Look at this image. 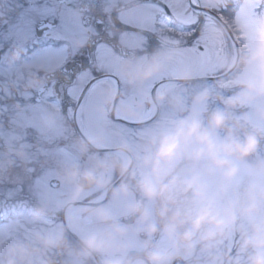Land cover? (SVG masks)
<instances>
[{"label": "clouds", "instance_id": "9594fccd", "mask_svg": "<svg viewBox=\"0 0 264 264\" xmlns=\"http://www.w3.org/2000/svg\"><path fill=\"white\" fill-rule=\"evenodd\" d=\"M228 2L221 0L223 7ZM239 2L242 7L264 4ZM185 3L191 15L192 5ZM239 15L225 18L215 34L220 42L230 36L241 44L221 64L229 78L219 86L235 89L223 107L209 110L212 94L207 89L195 93L190 104L170 90L158 91L145 97L140 109L152 113L151 121H131L141 125L134 146L122 140L110 159L83 171H65L62 179L71 186L73 203L96 192L109 195L128 202L123 218L132 221L121 223L103 209L89 213L103 231L81 239L74 253L78 259L99 256L103 264H264V16L254 24L253 40ZM19 59V52L12 53L9 66ZM170 59L153 54L137 68L133 81L143 84L161 75ZM39 83L29 78L26 87ZM166 102L169 114L158 116ZM113 176L120 181L115 187ZM130 235L139 241L135 249L127 243ZM37 245H10L0 264H51L42 257L64 249L60 236L38 238ZM132 251L138 255L130 256Z\"/></svg>", "mask_w": 264, "mask_h": 264}, {"label": "flooded vegetation", "instance_id": "af4514ba", "mask_svg": "<svg viewBox=\"0 0 264 264\" xmlns=\"http://www.w3.org/2000/svg\"><path fill=\"white\" fill-rule=\"evenodd\" d=\"M24 3L37 19L28 31L30 40L24 45H11L14 50L9 51V57L14 52L20 53L15 63L18 75L8 77V92L3 89L2 94L9 95L12 106H18L14 108L15 118L19 111L32 121L31 136L16 141L26 143V151L32 155L29 162L43 160L59 166L46 177L44 188L51 198L38 207L35 203L27 206V228L18 243L37 247L38 238L60 236L64 249L52 250L42 259L50 260L51 264H103L99 256L80 260L74 255L83 237L103 231V226L89 213L103 209L121 223L131 224L130 219L123 218L128 202L115 201L96 192L73 203L71 186L62 179L66 166L83 171L97 161L110 159L122 140L135 145L141 125L131 121L141 117L151 121L152 113H141L140 109L145 97L157 95L155 90L161 81L160 75L143 84L133 81L137 68L153 54L163 60L166 56H161L162 52L174 55V62L179 53L186 64L185 49L196 36L207 32L203 27L205 13L192 7L191 15H197L201 23L195 26L196 36H185L182 31L188 29L171 19L170 13L165 16L160 11L168 12L170 5L182 16L188 14L185 0H29ZM121 20L133 27L125 28ZM40 21H48L52 28L37 31ZM33 77L40 83L26 87V81ZM170 92L176 96V92ZM169 111L166 102L159 106L158 116H166ZM115 113L119 117H114ZM89 141L101 147H92ZM31 177L37 182L42 180L41 173H33ZM118 180L113 176V187L118 185ZM101 196L104 199L100 200ZM127 243L135 249L139 241L130 235ZM129 255L135 257L138 252Z\"/></svg>", "mask_w": 264, "mask_h": 264}, {"label": "rangeland", "instance_id": "374dc122", "mask_svg": "<svg viewBox=\"0 0 264 264\" xmlns=\"http://www.w3.org/2000/svg\"><path fill=\"white\" fill-rule=\"evenodd\" d=\"M23 1L29 0H0V52H3L0 53V259H3L10 245L18 243L25 235L27 206L35 203L38 207L51 198L46 194L44 188L46 177L52 175L53 170L59 166V164L43 162V160L29 162L32 155L28 149L26 151V143L19 144L16 141H24L27 136H31L32 121L30 122L27 115L23 114L24 112L19 111L16 119L13 114L14 108L18 106L16 104L14 106L13 103L12 106L9 95L2 94L3 89L6 93L8 92V77L18 75L16 65L9 66L11 56L9 57L7 52L11 49L14 50L11 45H24L26 41L30 40L28 31L37 19L35 14L31 15L30 9L27 7L29 5L23 4ZM180 1L183 2V0ZM197 1L201 3V0ZM201 4L204 5V8L200 7L199 10L205 13L204 18L209 14L215 18L208 22L207 32L203 33L208 43V52L203 58L194 59L190 58L191 54L187 53L186 64L179 53H177L179 55L176 54L175 63L174 57H172L174 55L168 56L163 54L166 52H162L161 56H166L163 60L169 57L171 59L165 64L164 72L160 75L161 81L155 92L174 91L176 96L182 98L186 104H190L191 97L195 93L207 89L212 94L208 105L211 111L223 107V102L227 101L235 92L234 88L219 86L221 81H226L229 78L225 75L221 64L241 48L240 42L231 39L230 36L224 42L216 39L217 28L223 22L219 16L223 14L225 18L231 19L239 12L240 15L237 19L249 26L250 36L254 40V24L261 16H264V4L242 7L239 0H229L226 7L222 6L221 0H206ZM51 28L52 26L44 22L39 29L37 25L36 30ZM13 31L16 33H12ZM185 76L188 78L185 79ZM114 117H119V115L115 113ZM262 148H264V144H262ZM17 153H22L23 158ZM12 156L15 159H11ZM28 167H30L29 172H27ZM66 168L70 169L68 166ZM30 173H41V182L33 180ZM67 196L69 195L67 194ZM101 199H104V196H101ZM37 207L33 209L36 210ZM29 209L31 210V208Z\"/></svg>", "mask_w": 264, "mask_h": 264}, {"label": "snow or ice", "instance_id": "6c2138e0", "mask_svg": "<svg viewBox=\"0 0 264 264\" xmlns=\"http://www.w3.org/2000/svg\"><path fill=\"white\" fill-rule=\"evenodd\" d=\"M191 5H192V7H194V10H196V11H198L200 8V6L196 2V0H191ZM167 7H168V12H164L163 9L160 10L163 13V15L169 16V13H170L171 19L175 20L177 23L185 26L188 29L187 31H182V35L196 36V27L195 26L201 23L199 17L197 15H189L187 13H185L182 16L180 13L173 11V9L171 8L170 5ZM214 19L215 18L211 14H209L204 20L203 27L207 28L208 22L210 20H214ZM219 19L221 21H223L225 19L224 15L221 14L219 16ZM121 23L124 24L125 28L133 27L132 24L125 23L123 20H121ZM101 26H102V22H101ZM202 49H203V51H202ZM185 51L187 53L191 54L190 58H193V59L197 58V57L203 58L205 56V54L208 52V43L206 42L203 34H201L200 36H196L195 40L192 42V44L188 48L185 49ZM92 79L96 80V77H92ZM102 79H103V77H101V80ZM69 95H71V89H69Z\"/></svg>", "mask_w": 264, "mask_h": 264}, {"label": "water", "instance_id": "95a60500", "mask_svg": "<svg viewBox=\"0 0 264 264\" xmlns=\"http://www.w3.org/2000/svg\"><path fill=\"white\" fill-rule=\"evenodd\" d=\"M42 23H43V22H40V23L38 24V29L40 28V25H42Z\"/></svg>", "mask_w": 264, "mask_h": 264}]
</instances>
